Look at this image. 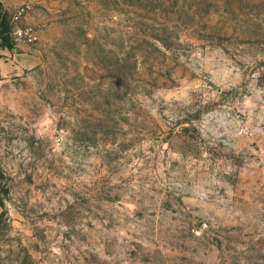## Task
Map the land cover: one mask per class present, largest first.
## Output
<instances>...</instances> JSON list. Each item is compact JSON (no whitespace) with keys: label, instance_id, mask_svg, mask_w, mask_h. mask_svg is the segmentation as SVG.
<instances>
[{"label":"rangeland","instance_id":"rangeland-1","mask_svg":"<svg viewBox=\"0 0 264 264\" xmlns=\"http://www.w3.org/2000/svg\"><path fill=\"white\" fill-rule=\"evenodd\" d=\"M23 5L0 264H264V0Z\"/></svg>","mask_w":264,"mask_h":264},{"label":"built area","instance_id":"built-area-1","mask_svg":"<svg viewBox=\"0 0 264 264\" xmlns=\"http://www.w3.org/2000/svg\"><path fill=\"white\" fill-rule=\"evenodd\" d=\"M29 10V5H22L18 7L10 16V22L12 25L11 35L13 40L16 42L34 43L37 40V36L32 29L19 26V23L27 15Z\"/></svg>","mask_w":264,"mask_h":264},{"label":"trees","instance_id":"trees-1","mask_svg":"<svg viewBox=\"0 0 264 264\" xmlns=\"http://www.w3.org/2000/svg\"><path fill=\"white\" fill-rule=\"evenodd\" d=\"M11 33L12 25L10 22V13L4 8L3 4L0 2V50L14 49L15 43Z\"/></svg>","mask_w":264,"mask_h":264},{"label":"crops","instance_id":"crops-1","mask_svg":"<svg viewBox=\"0 0 264 264\" xmlns=\"http://www.w3.org/2000/svg\"><path fill=\"white\" fill-rule=\"evenodd\" d=\"M35 0H0V2L3 4L4 8L9 12L15 11L19 6L34 2Z\"/></svg>","mask_w":264,"mask_h":264}]
</instances>
